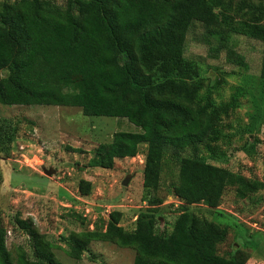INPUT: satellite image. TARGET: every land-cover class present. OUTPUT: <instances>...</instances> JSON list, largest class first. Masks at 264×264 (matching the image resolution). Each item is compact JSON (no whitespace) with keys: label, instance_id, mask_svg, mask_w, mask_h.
I'll return each mask as SVG.
<instances>
[{"label":"trees","instance_id":"1","mask_svg":"<svg viewBox=\"0 0 264 264\" xmlns=\"http://www.w3.org/2000/svg\"><path fill=\"white\" fill-rule=\"evenodd\" d=\"M234 33L262 42L264 79V3L240 0H3L0 3V103L80 107L84 115L126 118L140 132L116 131L100 143L90 167L111 168L116 158L134 157L147 143L143 186L158 188L163 162L176 161L171 194L180 201L170 233L154 231L155 218L137 216L134 230L120 225L123 213L112 210L105 230H82L63 237L68 255L79 259L93 240L114 241L135 250L133 264H247L242 250L230 258L217 253L226 229L189 210L204 203L220 205L228 186L238 198L264 187L227 167L197 156H217L218 125L238 106L237 96L216 103L203 91L198 65L181 56L178 41L193 21L206 28L217 17ZM234 54H228L234 60ZM242 63V60H238ZM240 93V92H239ZM17 124L0 113V154L8 155ZM214 145V146H213ZM216 147V146H215ZM214 158V157H212ZM91 182L81 179V195ZM152 204L162 199H149ZM33 244L13 259L0 221V264H62L53 244L31 220L20 222Z\"/></svg>","mask_w":264,"mask_h":264},{"label":"rangeland","instance_id":"2","mask_svg":"<svg viewBox=\"0 0 264 264\" xmlns=\"http://www.w3.org/2000/svg\"><path fill=\"white\" fill-rule=\"evenodd\" d=\"M54 1L63 5L66 0ZM260 1L264 3L250 0ZM177 51L198 65L203 91L211 90L216 103L233 94L239 103L217 126L218 140L213 145L217 156L210 157L205 149L196 155L264 183L262 42L232 32L218 16L216 26L210 28L193 21L178 41ZM230 52L236 61L228 59ZM5 75L6 70L0 71V78ZM0 113L18 126L9 154H0V221L13 259L21 249L32 252L29 234L20 225L23 220H31L52 242L62 264H133L134 248L114 241H91L79 259L66 251L63 237L82 230L104 231L112 210L123 213L119 224L127 231L134 230L140 213L148 212V218H155L154 231L170 233L180 204L171 194L175 160H164L155 190L143 186L146 142L139 144L134 157L116 158L111 168L88 166L100 143L110 142L116 131L140 132L138 126L126 118L84 115L80 107L72 106L0 103ZM125 177L129 179L124 185ZM81 179L92 184L88 195L79 192ZM156 198L162 203L149 202ZM189 210L226 229L225 238L217 244L219 255L230 258L242 250L247 264H264V187L238 198L234 187L228 186L218 207L198 203Z\"/></svg>","mask_w":264,"mask_h":264},{"label":"water","instance_id":"3","mask_svg":"<svg viewBox=\"0 0 264 264\" xmlns=\"http://www.w3.org/2000/svg\"><path fill=\"white\" fill-rule=\"evenodd\" d=\"M48 175H50L51 173H52V171L51 170H44ZM128 179H129V177H125L124 179H123V181H122V184H127V182H128Z\"/></svg>","mask_w":264,"mask_h":264}]
</instances>
